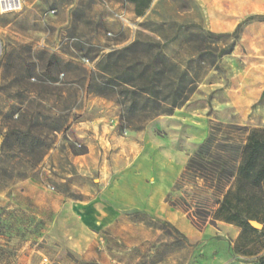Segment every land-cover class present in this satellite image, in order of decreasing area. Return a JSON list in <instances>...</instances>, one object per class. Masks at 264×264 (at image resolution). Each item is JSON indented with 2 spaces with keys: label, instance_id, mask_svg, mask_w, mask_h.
<instances>
[{
  "label": "rangeland",
  "instance_id": "obj_1",
  "mask_svg": "<svg viewBox=\"0 0 264 264\" xmlns=\"http://www.w3.org/2000/svg\"><path fill=\"white\" fill-rule=\"evenodd\" d=\"M223 2V11L237 24L257 17L244 25L233 46L224 34L234 30L215 31L231 30L233 23L215 27L219 9H203L194 0H156L140 17L125 0H21L19 10L0 14V264H184L191 251L166 257L185 248L177 231L142 214L126 219L131 220L127 237L103 236L105 247L93 248L98 256L81 259L79 251L87 250L89 239L71 206L62 210V204L93 197L101 172L121 168L128 154L141 150L150 121L133 128L122 118L121 98L87 89L91 76L100 83L99 61L135 40L149 44L128 58L141 63L136 70L156 59L164 70V92L170 89L168 79L177 83L180 74L184 92L194 89L173 113L204 118L205 138L211 122L264 129V0ZM42 54L74 68L48 78L41 71ZM218 130V135L230 131ZM156 132L167 136L164 130ZM233 134L244 138L239 131ZM87 151L95 152L97 168L93 159L78 165ZM201 185L187 181L173 191L172 199L188 217L206 216L202 207L212 205L210 192ZM132 221L160 228L163 235L148 240L145 229ZM254 237V246L238 252L242 242L237 239L232 246L227 241L228 264H256L264 252V234ZM199 260L216 264L207 255Z\"/></svg>",
  "mask_w": 264,
  "mask_h": 264
},
{
  "label": "trees",
  "instance_id": "obj_2",
  "mask_svg": "<svg viewBox=\"0 0 264 264\" xmlns=\"http://www.w3.org/2000/svg\"><path fill=\"white\" fill-rule=\"evenodd\" d=\"M125 1L133 5L137 17L143 16L153 2V0ZM254 18L257 17H248L237 24L232 33L224 34L232 38L231 46L238 40L244 25ZM148 45L135 40L119 50L107 53L96 67L101 78L100 83L91 76L87 88L89 92L98 96L115 95L121 98L125 103L122 118L136 129L144 127L158 116L172 115L194 91L191 88L184 92L185 85L180 81L183 74H180L177 83L176 79H168L167 86L170 89L164 92L160 88L164 70L158 68L159 62L156 59L145 64L141 70H136L141 63L132 64L128 58ZM230 52L229 50L225 54ZM158 55L159 53L156 56ZM41 56L44 57L41 71L48 78L74 68L58 57L45 54ZM222 127L230 131L218 135V129ZM234 131L244 134V138L241 140L236 138ZM23 135L26 136L25 133ZM27 136L30 134L27 133ZM34 144L43 146L38 142ZM187 181L201 182V188L210 192L212 197V205L202 207L206 216H200L201 213L189 216L195 227L201 229L206 222L210 225L224 222L240 228L238 241L242 242V246L235 248L237 252L241 249L248 250L256 242L254 236L258 233L264 234V129H248L243 126L211 122L207 137L188 158L183 172L166 196L167 203L183 212L187 210L178 206L172 199V194L179 185ZM249 221L260 223L262 229L257 231L252 228ZM247 252L245 251L246 254ZM259 252L248 255H257ZM256 264H264V252L258 256Z\"/></svg>",
  "mask_w": 264,
  "mask_h": 264
},
{
  "label": "crops",
  "instance_id": "obj_3",
  "mask_svg": "<svg viewBox=\"0 0 264 264\" xmlns=\"http://www.w3.org/2000/svg\"><path fill=\"white\" fill-rule=\"evenodd\" d=\"M203 9H219L218 21L213 25L217 28L233 23L231 30L218 29V32H230L235 29L238 20L224 12L223 0H194ZM156 2L153 0L149 9ZM131 8L133 6L131 5ZM263 90V89H262ZM251 104H255L261 98ZM250 105V106H251ZM164 118V119H162ZM164 130L167 136H159L156 131ZM206 120L194 119L183 115L178 110L171 116H159L149 122L143 133L141 150L129 156L121 168H110L101 172L98 182L100 188L93 197L78 200L76 203L62 204V210L71 206L75 219L81 224L86 238L89 239L87 250L79 251L81 259L90 260L98 255L93 252L95 245L104 244L103 236L124 239L128 235L126 222L132 214H142L152 221H161L171 228L184 240V247L169 252L166 257L177 258L186 250L190 252L184 264H203L199 257L207 255L212 263L228 264L229 246L227 241L233 243L239 237V228L224 222L216 225L207 224L203 228L195 227L191 219L183 211L172 207L166 202L167 194L183 172L188 158L198 143L205 139ZM178 137L175 139V137ZM120 154H117L119 157ZM93 159L95 168L97 156L93 151H87L78 157V165ZM27 195L26 193H23ZM29 196V195H27ZM31 203L38 205V200L30 196ZM58 205H51L50 209H58ZM145 229L149 235L148 240L153 241L163 235V230L153 226L134 222ZM104 240V241H103ZM105 246L102 245L101 248ZM105 258L102 254L101 257ZM103 259V258H102ZM215 261V262H214ZM95 264V263H93ZM97 264H116L110 261ZM157 264H162L157 263Z\"/></svg>",
  "mask_w": 264,
  "mask_h": 264
},
{
  "label": "built area",
  "instance_id": "obj_4",
  "mask_svg": "<svg viewBox=\"0 0 264 264\" xmlns=\"http://www.w3.org/2000/svg\"><path fill=\"white\" fill-rule=\"evenodd\" d=\"M21 8V0H0V14L17 11Z\"/></svg>",
  "mask_w": 264,
  "mask_h": 264
},
{
  "label": "water",
  "instance_id": "obj_5",
  "mask_svg": "<svg viewBox=\"0 0 264 264\" xmlns=\"http://www.w3.org/2000/svg\"><path fill=\"white\" fill-rule=\"evenodd\" d=\"M1 143H2V139L0 138V147H1ZM249 224L252 228H254L256 230L262 229V225L256 221H249Z\"/></svg>",
  "mask_w": 264,
  "mask_h": 264
}]
</instances>
